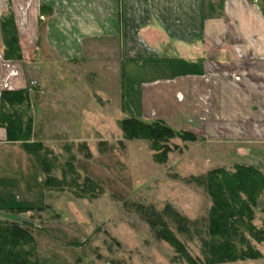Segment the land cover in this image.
I'll use <instances>...</instances> for the list:
<instances>
[{
    "label": "crops",
    "instance_id": "obj_1",
    "mask_svg": "<svg viewBox=\"0 0 264 264\" xmlns=\"http://www.w3.org/2000/svg\"><path fill=\"white\" fill-rule=\"evenodd\" d=\"M8 14L20 57L4 58L0 26V95L28 92L39 77L54 81L63 97L75 98L79 88L103 93L101 82L80 83L115 81L116 88L118 79L148 64L151 80L140 85L154 88L140 91L143 106L151 95L170 96L180 126L236 145L264 177V0H0V23ZM161 63L173 70L156 72ZM30 152L8 142L0 127V177L14 179L21 193L8 194L0 178V211L34 208L42 200L36 169L6 168L11 154L27 162ZM262 203L264 190L257 207Z\"/></svg>",
    "mask_w": 264,
    "mask_h": 264
},
{
    "label": "rangeland",
    "instance_id": "obj_2",
    "mask_svg": "<svg viewBox=\"0 0 264 264\" xmlns=\"http://www.w3.org/2000/svg\"><path fill=\"white\" fill-rule=\"evenodd\" d=\"M148 66L141 67L143 72L118 79L116 88L115 81L84 80L79 87L101 82L103 93L86 95L79 88L75 98L63 97L53 90L54 81L43 77L35 79L37 86L28 85L34 118L32 141L48 149L53 177L65 182L58 188L43 187L42 152H30L27 162L21 155L11 154L6 168L13 171L24 163L36 169L40 174L38 197H43L37 207L23 214L0 211V224L19 223L28 228L39 264H188L184 254L156 238L150 224H159V220L152 212L191 258L204 261L202 241L208 238L211 202L204 186L197 182L210 170L224 168L232 173L236 165H247L251 160L242 158L236 145L209 139L203 128L194 130V142L177 137L167 141L169 152L164 161H159L149 140L124 139L119 122L125 117L148 123L162 120L175 131L192 132L180 126L183 121L175 117L177 108L169 102L170 96L162 95L159 101L151 95L143 106L140 91L154 88L140 85L151 80V74L144 72ZM165 66L154 67L158 73L173 70ZM167 82L165 85L171 84ZM174 97L179 98L177 94ZM79 109L84 110L79 113L80 122ZM0 178L8 194H21L14 179ZM86 179L93 185L84 186ZM82 188L85 190L80 191ZM143 210H149L147 219L141 216ZM254 210L252 223L261 228L264 204ZM173 213L188 221H178ZM180 226L187 232H180ZM161 229V224L156 226V230ZM250 243L262 254L259 260L226 264H264V244Z\"/></svg>",
    "mask_w": 264,
    "mask_h": 264
},
{
    "label": "trees",
    "instance_id": "obj_3",
    "mask_svg": "<svg viewBox=\"0 0 264 264\" xmlns=\"http://www.w3.org/2000/svg\"><path fill=\"white\" fill-rule=\"evenodd\" d=\"M1 36L4 46V58L15 60L20 57L18 38L11 14L2 18ZM124 139L141 138L149 140L153 149L158 152L159 161L166 159L169 148L167 141L179 138L183 142H194L197 137L190 131H175L162 120L150 123L133 117H125L119 122ZM0 127L6 133L8 142H20L25 150L42 152L41 170L45 175L42 182L45 188H58L64 180L59 181L52 175L53 164L47 159L50 152L41 142L31 140L33 118L29 94L25 89L4 90L0 95ZM72 169V167H71ZM235 171L229 173L224 168L208 171L197 183L204 186L210 198L207 219V239L202 242L204 261L191 258L182 244L174 238L163 222H152L151 229L157 239L170 244L177 253L184 254L188 264H226L242 261L259 260L262 254L254 248L250 240L264 244V225L256 228L253 225L257 200L263 194L264 177L255 167L236 165ZM84 186L93 183L85 180ZM85 190V188L80 191ZM30 208H17L10 212L24 213ZM147 210V209H144ZM142 211L145 219L148 211ZM166 210H171L169 206ZM178 221L188 220L173 213ZM162 222V223H161ZM161 230H156L157 225ZM180 232H187L184 226L178 227ZM35 240L26 226L19 223L0 224V264H39L36 255Z\"/></svg>",
    "mask_w": 264,
    "mask_h": 264
},
{
    "label": "built area",
    "instance_id": "obj_4",
    "mask_svg": "<svg viewBox=\"0 0 264 264\" xmlns=\"http://www.w3.org/2000/svg\"><path fill=\"white\" fill-rule=\"evenodd\" d=\"M31 84H32V85H35L36 83H35V82H32Z\"/></svg>",
    "mask_w": 264,
    "mask_h": 264
}]
</instances>
